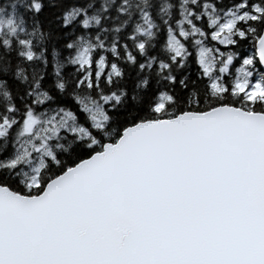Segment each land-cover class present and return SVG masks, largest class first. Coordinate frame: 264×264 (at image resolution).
Returning <instances> with one entry per match:
<instances>
[{
  "label": "snow or ice",
  "instance_id": "snow-or-ice-1",
  "mask_svg": "<svg viewBox=\"0 0 264 264\" xmlns=\"http://www.w3.org/2000/svg\"><path fill=\"white\" fill-rule=\"evenodd\" d=\"M0 264H264V0H0Z\"/></svg>",
  "mask_w": 264,
  "mask_h": 264
}]
</instances>
